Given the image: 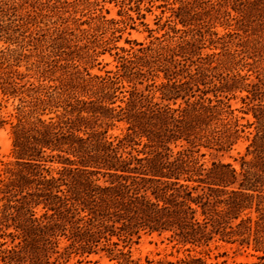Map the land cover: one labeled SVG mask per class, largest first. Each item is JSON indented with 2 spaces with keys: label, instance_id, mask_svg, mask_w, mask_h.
Masks as SVG:
<instances>
[{
  "label": "trees",
  "instance_id": "trees-1",
  "mask_svg": "<svg viewBox=\"0 0 264 264\" xmlns=\"http://www.w3.org/2000/svg\"><path fill=\"white\" fill-rule=\"evenodd\" d=\"M172 3L166 24L181 31L177 39L114 44L116 69L99 74L90 67L118 38L105 34L125 19L65 20L50 31L40 23L55 4L0 0V39L30 37L46 52L42 74L56 81L17 86L21 57L0 49L2 91L23 103L10 122L14 158L0 175V264H139L131 245L142 232L168 233L188 251L148 264H213L190 250L214 239L256 257L224 264H264V67L247 59L264 58V0ZM33 25L45 31L25 34ZM237 92L246 123L229 100ZM117 122L125 129L109 135ZM6 123L0 114V128ZM247 127L239 169L198 154L230 150Z\"/></svg>",
  "mask_w": 264,
  "mask_h": 264
},
{
  "label": "rangeland",
  "instance_id": "rangeland-1",
  "mask_svg": "<svg viewBox=\"0 0 264 264\" xmlns=\"http://www.w3.org/2000/svg\"><path fill=\"white\" fill-rule=\"evenodd\" d=\"M37 1L38 3L44 2L56 5L55 10L52 12L50 11L52 15L45 18L43 20L45 22L40 23L42 28H51L50 31L60 27L61 21L65 20L69 22L70 25L75 22L80 23L85 21V23L81 26L89 27L90 25L99 23L100 21L97 18L102 15L105 16V18L125 19L124 22L112 25V27L105 34V37H108L112 35L113 30H115V35L118 36V38H116L114 42L110 43L105 52L101 53L97 60L93 62V66L90 67V71L92 73L104 74L106 70L116 69V65L118 63L117 51L120 53H122V51L115 48L114 44L124 46L127 49L132 47L133 49H137L139 45L136 44V41L148 43L151 40H155L156 36H162L163 34L166 38L173 36L174 39H177L179 35H181V31L175 33L166 24V20L171 13L169 7L173 5L177 6V3H172L174 0H143L138 7L135 2L121 6L120 3L114 0ZM120 9L123 11L122 15L118 13ZM44 12L49 13V11L46 10ZM232 13L233 15L236 14L234 11ZM129 15L132 16L133 19H130ZM232 22H234V20H232ZM116 27H119L121 30H116ZM233 27L234 26H231V28ZM35 28H38L40 32L45 31L44 29L39 28V26L33 25L29 31L25 32V34H30L31 30H35ZM213 30H217L218 33L222 34L229 30V28L227 29L222 25H218L214 27ZM98 33H100V31ZM239 37H234V40L239 41ZM6 46L9 47V50H11L14 56L21 57L20 65L16 66V68L23 73L24 77L16 78V81H18L17 86L25 84L24 88H28L33 85L47 86L51 83H56V81L49 80V78L42 74L41 71L45 65L42 63L38 66V64L42 59V55L46 54V52L42 51L43 47L40 48V46H38L34 41H30V37H20L17 42L13 43L5 41L4 38L0 39V49H4ZM211 47L212 46L205 47L203 52L207 53L212 52L213 50L218 51L221 49L220 47ZM247 59L249 62L256 60V64L253 63L251 66L258 65L259 71L262 72L264 67V58L258 56ZM245 72H247V67L242 71V73ZM248 73H252L250 78L256 79V72L250 71ZM57 74H59V72ZM51 77L53 76H50V78ZM139 87H143V85H139ZM244 94L245 92H237L229 99L232 106L237 108L236 113L238 116H244V118H241L240 120L242 123H246L249 119H252L251 115L245 114L240 110L242 105H245L241 100V96ZM20 97V95H8L3 93L0 86V114L7 120V123L0 128V175L3 172L2 169L5 163L14 158L12 154L10 122L16 119L15 115L17 107L23 104ZM124 129L125 123L117 122L115 126L109 129V135H118L122 133ZM251 129L252 128L247 127L245 132H243V137H241L228 151L217 152L213 149L210 150L202 147L200 153L198 154L205 152V156H201V158L207 162L212 160L215 156L226 161H231L234 163L236 168L239 169V162L236 159L239 158L240 154L244 153L245 147L248 143L247 136L250 134L249 132ZM177 148L178 147L175 149ZM131 250L133 257L139 261V264H148L147 259H177L178 257H182L188 253L186 247L176 244V240L171 239L168 233L159 235L158 233L142 232L141 237L132 243ZM252 252L253 251L250 248L246 249L245 247H241L238 243H230L219 239L212 240L208 245L192 247L190 250L191 254L203 255L213 264H224V261L234 262L239 260H253L256 257L251 254ZM92 258H98V256H92ZM102 262L111 263L107 259L102 260ZM69 264L94 263L86 262L85 259L81 262H77V257H75L70 260Z\"/></svg>",
  "mask_w": 264,
  "mask_h": 264
}]
</instances>
